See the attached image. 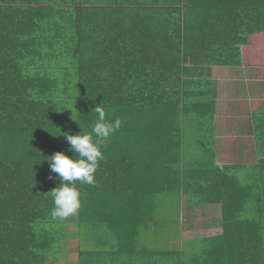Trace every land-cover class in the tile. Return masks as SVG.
Instances as JSON below:
<instances>
[{"label":"trees","instance_id":"16d2710c","mask_svg":"<svg viewBox=\"0 0 264 264\" xmlns=\"http://www.w3.org/2000/svg\"><path fill=\"white\" fill-rule=\"evenodd\" d=\"M243 63L264 64V0H0V264H264V103L253 158L214 133L212 70ZM98 105L121 127L53 220L51 156ZM164 197L220 217L149 247Z\"/></svg>","mask_w":264,"mask_h":264},{"label":"crops","instance_id":"0c3cea01","mask_svg":"<svg viewBox=\"0 0 264 264\" xmlns=\"http://www.w3.org/2000/svg\"><path fill=\"white\" fill-rule=\"evenodd\" d=\"M216 69H221L226 74L224 77L226 83H217ZM212 76L216 102L214 133L217 137L226 138L229 150L232 154L236 153L234 156L238 163H241L244 158L249 160V158H253L255 147L252 117L253 115L255 117V110L264 103V64L243 63L239 66H215ZM220 87L224 89L221 91ZM192 138L193 140L189 143L196 142V138ZM185 142L188 143L187 137ZM195 151L193 152L195 153ZM195 209H202L209 214L215 213L217 219L220 217L217 209Z\"/></svg>","mask_w":264,"mask_h":264},{"label":"clouds","instance_id":"9594fccd","mask_svg":"<svg viewBox=\"0 0 264 264\" xmlns=\"http://www.w3.org/2000/svg\"><path fill=\"white\" fill-rule=\"evenodd\" d=\"M94 110L98 119L90 133L65 135L69 145L68 151L73 152L74 156L69 157L63 151L51 156V172L55 173L60 180L59 185L50 191L54 205L51 210L53 220L63 221L77 215L81 207L77 182L95 186V172L99 162L104 159L101 146L106 145L111 135L121 127L120 119L114 122L106 121V114L101 106H96ZM71 119L77 121L72 116Z\"/></svg>","mask_w":264,"mask_h":264},{"label":"rangeland","instance_id":"374dc122","mask_svg":"<svg viewBox=\"0 0 264 264\" xmlns=\"http://www.w3.org/2000/svg\"><path fill=\"white\" fill-rule=\"evenodd\" d=\"M215 76L218 84L220 82L226 83V81H224V77L226 76V74L223 73V70L216 69ZM62 87H69L70 88L69 90L71 91V88L75 86L73 83H69L66 86L62 85ZM220 88L221 91L224 89L223 87ZM194 131H195V127L193 125L189 124V126H186L185 128L184 134H185V138L187 137L188 145L189 142L193 140L192 136L190 137V135L196 136V133H194ZM188 150L191 152L193 151L190 148V146H188ZM162 202L164 203L165 207L162 204L163 208H160V211L158 214H156V218H155L157 219V222L161 223V224H157L159 226L158 228H156V230H160V232L158 233L157 237H148L150 236L148 235L147 237L143 238L144 239L143 244L148 242L146 243V245L149 247L162 248V249H175V248L178 249L180 247L179 245L180 237L178 235L180 234L181 230L190 228V226L197 227L200 224V222H202L203 219L204 220L207 219L208 221H210L211 218L216 217L215 213L212 214L205 213V211H203L202 209H195L194 211L191 212H187L185 210L182 211V208L184 207V209H187V206L184 205L183 207H179L178 202H176V200L175 202H171L170 204H167L164 197L162 199ZM164 208H166V212L163 210ZM166 227H170V228H166ZM76 232L77 231L74 230L75 235ZM75 235L71 239L73 238L75 239ZM83 245L86 246L85 244Z\"/></svg>","mask_w":264,"mask_h":264}]
</instances>
